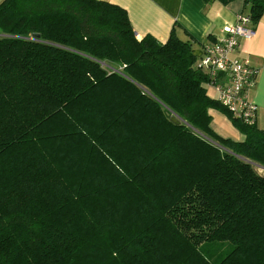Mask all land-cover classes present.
Returning <instances> with one entry per match:
<instances>
[{
	"label": "trees",
	"instance_id": "obj_1",
	"mask_svg": "<svg viewBox=\"0 0 264 264\" xmlns=\"http://www.w3.org/2000/svg\"><path fill=\"white\" fill-rule=\"evenodd\" d=\"M197 59L107 1L0 2V264H264V129Z\"/></svg>",
	"mask_w": 264,
	"mask_h": 264
},
{
	"label": "crops",
	"instance_id": "obj_2",
	"mask_svg": "<svg viewBox=\"0 0 264 264\" xmlns=\"http://www.w3.org/2000/svg\"><path fill=\"white\" fill-rule=\"evenodd\" d=\"M2 0H0L1 2ZM125 9L130 24L138 39L150 35L159 42H165L172 30L176 36L189 41L194 54L202 52L203 45L222 36L225 25L233 23L240 12L247 13L243 0H232L227 4L206 0H102ZM255 35L241 41L233 56L244 57L255 68L257 74L249 99L256 106L255 122L264 129V13L253 23ZM214 88L206 84V93L212 97ZM216 93V92H215ZM211 129L222 137L232 140L241 138L222 112L210 109Z\"/></svg>",
	"mask_w": 264,
	"mask_h": 264
},
{
	"label": "built area",
	"instance_id": "obj_3",
	"mask_svg": "<svg viewBox=\"0 0 264 264\" xmlns=\"http://www.w3.org/2000/svg\"><path fill=\"white\" fill-rule=\"evenodd\" d=\"M255 28L250 17L243 12L236 15L233 23L222 29V36L203 45L196 65L208 76V85L216 92L215 99L230 111L232 116L250 124L256 118V106L249 99L254 85L256 70L244 57L233 56L241 41L250 40Z\"/></svg>",
	"mask_w": 264,
	"mask_h": 264
},
{
	"label": "water",
	"instance_id": "obj_4",
	"mask_svg": "<svg viewBox=\"0 0 264 264\" xmlns=\"http://www.w3.org/2000/svg\"><path fill=\"white\" fill-rule=\"evenodd\" d=\"M35 35L38 36V34H35ZM200 54H201V53H200ZM200 54H199V55L195 54V56H196V57H199ZM170 121L173 122V123L176 124V125L181 123V120H180L177 116H175V115H171V116H170Z\"/></svg>",
	"mask_w": 264,
	"mask_h": 264
},
{
	"label": "rangeland",
	"instance_id": "obj_5",
	"mask_svg": "<svg viewBox=\"0 0 264 264\" xmlns=\"http://www.w3.org/2000/svg\"><path fill=\"white\" fill-rule=\"evenodd\" d=\"M215 94H216V93L213 91V92H212V97H214ZM255 167H256V166H255ZM256 169L258 170L259 173H264V169L259 168V167H256ZM222 249L225 250V249H227V247H226V246H223Z\"/></svg>",
	"mask_w": 264,
	"mask_h": 264
}]
</instances>
